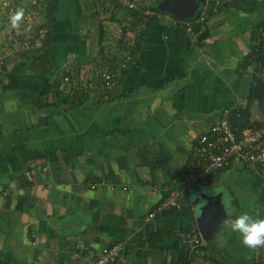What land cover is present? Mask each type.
<instances>
[{"label":"crops","instance_id":"obj_1","mask_svg":"<svg viewBox=\"0 0 264 264\" xmlns=\"http://www.w3.org/2000/svg\"><path fill=\"white\" fill-rule=\"evenodd\" d=\"M202 1L214 12L223 6L207 25L189 32L193 21L161 15L138 38L133 15L105 0H59L52 74L8 62L0 85V264H93L118 243H125L118 264H181V234L199 230L194 203L204 193L221 195L225 219L264 218V180L234 164L191 190L185 210L146 220L224 110H249L264 125L254 101L255 92L264 99L255 57L264 5ZM137 43L136 57L120 67L127 45ZM103 64L119 75L109 95L99 88ZM54 80L69 88L57 100ZM75 89L88 94L79 109L63 102ZM204 250L221 264H254L255 250L227 227Z\"/></svg>","mask_w":264,"mask_h":264},{"label":"built area","instance_id":"obj_2","mask_svg":"<svg viewBox=\"0 0 264 264\" xmlns=\"http://www.w3.org/2000/svg\"><path fill=\"white\" fill-rule=\"evenodd\" d=\"M105 1L108 9L125 10L133 15L136 20V37L140 36L151 20L161 18L160 13L140 0ZM43 2L44 0H0V34H3L4 38L0 41V46L3 47L0 49V68L8 55H13L15 58L18 54L30 53L38 48L41 21L45 19L42 14ZM18 8L24 10V17L20 22V29L15 30L11 28L8 18ZM210 10L208 6H203L200 16L191 25L188 24V31L192 30L193 24L205 23L206 14ZM25 26L29 27L28 31L23 30ZM257 42L256 53L264 57V22L257 30ZM131 48L132 46L127 45V50L124 52V64H119L120 67H126L125 64L132 61L129 53ZM104 67L98 71L102 83L99 88L109 95L117 87L119 75L107 66L104 65ZM64 81L71 82L69 78H65ZM240 116L239 110L236 112L224 110L221 118L196 138L186 167L174 180L173 187L167 190L162 201L147 215L148 222L170 210H185L189 207L187 194L191 190L204 184L218 172L231 168L234 164H240L246 171L264 180V125L237 134L233 128V120L239 119ZM181 242L186 250L187 264H221L204 250V240L197 228L189 229L181 234ZM254 250V264H264V246ZM124 251L125 243H118L105 249L93 264H118Z\"/></svg>","mask_w":264,"mask_h":264},{"label":"trees","instance_id":"obj_3","mask_svg":"<svg viewBox=\"0 0 264 264\" xmlns=\"http://www.w3.org/2000/svg\"><path fill=\"white\" fill-rule=\"evenodd\" d=\"M58 1L59 0H44L43 5H42V14L45 17L46 22L44 24H41V27H40L41 34H40V38H39V40H40L39 41V43H40L39 47L30 53L18 54V56H16L15 58L13 55H8L7 58L4 60V64L0 68V85L3 84L4 77L8 71L7 68H8V62L9 61H11V62L23 61V63H26L28 74H32L35 76L37 75L39 77H47V76H50L52 74L53 64H52L50 56H49L50 47H51L50 35H51V31H52V17L57 10ZM162 1L163 0H157L155 2V4L153 5V7H151V6H149V7L164 16V15H166L165 13L156 9L157 4H159ZM245 5L247 6L248 9L250 8L249 10L255 11L261 5H264V0H253V1L245 3ZM246 6H244V7H246ZM222 7L223 6H217L216 10H221ZM237 7H239V6H237ZM216 10H215V12H216ZM200 12L201 11H199V14H200ZM215 12H214V10L209 11L206 14L205 23L201 24V26L207 25L208 20H210V18L212 17V15ZM199 14L196 15L195 19L200 16ZM155 19H158V18H155ZM155 19L151 20L150 23L155 22L156 21ZM140 37L141 36H139L138 38H140ZM0 49H3V47L0 46ZM125 49L127 50V47ZM139 51H140V46H139V43H137V44H133L129 53L134 58V57H136L135 54L138 53ZM255 57H257L256 59H257V63L259 65V68L264 67V57L261 56L260 54H257V53L255 54ZM70 75L71 74L69 72L64 71L62 73V79L63 78L64 79L65 78L70 79L72 77ZM62 84H63V86H62ZM67 86H68V84H66L65 82H61V81H55L54 80L51 83L50 87L52 89V93H54V95L56 97L55 98L56 100L60 97L61 93H64V92L67 93L69 91V89H68V91L66 90ZM87 90H89V89H87ZM28 94L34 95V93H28ZM71 96H72V101L69 97L67 98V96H66L65 98H63V102L65 104H69V108L79 109L83 106V104L87 100L88 94L87 93L81 94L78 89H75V91H73ZM261 126L262 125L255 124L251 120V114H250L249 110H246L244 113L242 112L239 119L233 120V128L237 134L242 133L244 130L252 129V128H259ZM181 264H187V260L184 258V260L182 261Z\"/></svg>","mask_w":264,"mask_h":264},{"label":"water","instance_id":"obj_4","mask_svg":"<svg viewBox=\"0 0 264 264\" xmlns=\"http://www.w3.org/2000/svg\"><path fill=\"white\" fill-rule=\"evenodd\" d=\"M204 4V1L199 3L198 0H163L157 4L156 9L173 18L188 22L195 20ZM263 84H260V86L263 87ZM260 96L255 92L254 101H256L258 110L264 116V99H260ZM221 198V195L204 193L194 203L196 211L200 212L197 223L204 240V247L211 240L213 233L222 227V222L226 218V211Z\"/></svg>","mask_w":264,"mask_h":264},{"label":"clouds","instance_id":"obj_5","mask_svg":"<svg viewBox=\"0 0 264 264\" xmlns=\"http://www.w3.org/2000/svg\"><path fill=\"white\" fill-rule=\"evenodd\" d=\"M24 17L22 8L16 9L9 15V24L12 29L19 30ZM24 31L29 27L25 26ZM222 227H227L231 232L238 234L240 242L249 249L264 246V218H258L248 212H243L234 218H227L222 222Z\"/></svg>","mask_w":264,"mask_h":264},{"label":"rangeland","instance_id":"obj_6","mask_svg":"<svg viewBox=\"0 0 264 264\" xmlns=\"http://www.w3.org/2000/svg\"><path fill=\"white\" fill-rule=\"evenodd\" d=\"M2 39H4L3 38V34H0V41L2 40ZM21 63H23V61L21 62ZM101 68H105V67H103V65H99V67H98V71L101 69ZM108 69H109V67H107ZM22 71V70H21ZM20 71V72H21ZM27 74V73H26ZM67 89H69L68 87H67ZM111 94V93H110ZM251 204H253V202H251ZM199 211H196V214H197V216H198V218L200 217V215H199Z\"/></svg>","mask_w":264,"mask_h":264}]
</instances>
